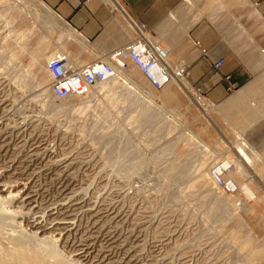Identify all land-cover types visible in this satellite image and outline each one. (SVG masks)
Instances as JSON below:
<instances>
[{
    "label": "rangeland",
    "instance_id": "374dc122",
    "mask_svg": "<svg viewBox=\"0 0 264 264\" xmlns=\"http://www.w3.org/2000/svg\"><path fill=\"white\" fill-rule=\"evenodd\" d=\"M34 15L21 0L0 3V99L7 101L6 111L0 110V129L20 130L29 143L44 140L54 154L74 159V173L86 183V195L122 208L127 222L120 233L127 235V229L141 226L139 258L146 259L144 264H153L156 258H165L164 264H264V253L260 263L249 258L251 249L264 251V158L248 150L247 163L237 151L254 120H226L221 113L232 104L219 108L175 84L158 90L132 67L137 74L126 89L129 94L119 90L122 97L117 95V103H111L98 85L84 101L49 98L51 79L45 83L32 75L30 67L26 69L39 37L56 41ZM46 17L60 22L51 13ZM25 29L30 33L22 44L24 52L13 57L18 47L7 37ZM170 87L178 103L163 104L158 96ZM142 105L150 108L146 117ZM210 154L215 159L206 164L202 158ZM230 154L235 159L223 180L235 186L222 189L210 171L223 166ZM239 166L243 174L238 183L229 173ZM205 173L213 181L211 189L203 186ZM21 230L25 227L2 228L0 241ZM247 239L251 246L241 248L240 242ZM57 250L64 259L70 258L69 249L59 245ZM49 261L58 263L54 258Z\"/></svg>",
    "mask_w": 264,
    "mask_h": 264
},
{
    "label": "bare ground",
    "instance_id": "6f19581e",
    "mask_svg": "<svg viewBox=\"0 0 264 264\" xmlns=\"http://www.w3.org/2000/svg\"><path fill=\"white\" fill-rule=\"evenodd\" d=\"M9 1L0 0V3L7 4ZM22 2L29 8L31 7L36 14L34 16L37 17V21L47 26L51 32V38L56 39V44H54L55 42L48 40L49 38L39 37L37 47L31 52V56L29 55V64L26 65V69L30 67L29 69H31L32 75L36 79L41 78V80L43 79L44 82H47L51 79L47 71L49 61L65 56L63 54H66L67 48L73 44H77L83 49L87 47L70 29L63 27L57 20L46 17L48 14L50 15V11L41 5L40 0H21ZM26 32L30 33L29 30H17L16 32H11L12 34L7 37L11 43L18 47V52L14 53L13 57L23 54L22 44L27 38ZM67 41L73 43L70 45ZM67 56L65 57L69 66L71 65L73 68L82 67L76 65ZM102 61L109 62L108 58ZM128 66L129 68L127 67L123 70L113 65L115 69L114 76L93 85H98L97 89L106 94L107 97H105L110 99L111 103L113 101L116 102V99L119 98L117 96L120 94L119 90L127 92V87L133 82V76L136 77L137 70L135 72L132 69H135V67L130 63ZM93 86L91 85L85 96H73L75 98L71 97L63 101L70 99L84 101L91 94ZM171 87L158 96L163 104L168 105L177 102V93ZM52 95L57 98L50 89L49 98ZM6 104L7 101L5 99H0V110H3V112L6 111ZM141 109H143V115L146 117L150 108L147 105H142ZM1 114L0 116H2ZM47 145L41 139H33V142L29 143V141L24 139V134L20 130L19 133H16L15 130L10 131L8 128L0 129V230L4 227H12L16 231L17 228L22 229L25 227V230L16 233L17 235L10 234V237H8L10 240L0 241V264H144L143 262L146 259L141 260L139 258V252H141L139 250L143 247L141 246L142 241H140L141 235L139 236L143 231L140 232L141 226L139 225L140 228H138L139 226L137 225V229L134 230L127 229L125 232H130L127 235H122L119 229L124 227L127 222L126 217L122 213V208L116 206V204H105L104 198L99 200V198L95 199L93 196L92 198L88 197L89 191L86 192V183L84 184L82 180H78L77 175L74 173L77 169L75 168V160L72 158H61L62 156L60 157V155L51 152L52 150ZM248 150L254 151L245 139L243 145L239 146L237 151L243 161L250 163L251 157L247 154ZM214 157L210 154L209 157L202 158V161H206L207 164ZM257 158L263 159L258 154ZM234 159L235 156L230 154L226 156L225 161L223 160L228 165L225 163L221 167L214 168L215 170L218 168L215 173L219 175V178L224 179L230 162L234 161ZM253 161L255 160L253 159ZM242 170V167L239 166L237 171L228 173L233 180L239 183L243 174ZM262 170L261 172H263ZM210 175L216 182L215 185L222 188L218 185L219 183L211 171ZM212 182L208 178V173H205L203 186H209L211 189ZM226 183L234 185V183ZM51 187L53 190H51ZM86 193L88 194L86 195ZM239 195L238 197L240 198L241 196ZM109 224H113V227H109ZM239 238L234 236L233 240L238 241ZM164 240L162 242L166 244V240ZM250 240L247 239L244 242H240L241 248L251 246ZM59 245L63 249H69L70 258L66 260L58 252L57 247ZM263 253L264 251L251 249L249 258L260 263ZM168 254L171 253L168 252ZM50 258H54L58 263L50 262ZM151 261H153V264H164L165 258L161 260L156 258Z\"/></svg>",
    "mask_w": 264,
    "mask_h": 264
},
{
    "label": "crops",
    "instance_id": "0c3cea01",
    "mask_svg": "<svg viewBox=\"0 0 264 264\" xmlns=\"http://www.w3.org/2000/svg\"><path fill=\"white\" fill-rule=\"evenodd\" d=\"M40 1L85 43L63 54L78 66L105 60L134 40L133 23L144 24L171 61L186 66L191 96L232 104L221 113L226 120H254L244 137L264 158V0Z\"/></svg>",
    "mask_w": 264,
    "mask_h": 264
},
{
    "label": "built area",
    "instance_id": "2783aa9c",
    "mask_svg": "<svg viewBox=\"0 0 264 264\" xmlns=\"http://www.w3.org/2000/svg\"><path fill=\"white\" fill-rule=\"evenodd\" d=\"M133 27L136 31L134 40L108 55L109 62L98 59L82 67L73 68L68 65L65 56L49 61L47 65V71L51 76L49 88L57 99L83 96L91 85L114 76L113 65L124 70L129 63L137 68L156 89L163 90L170 84H175L189 94L191 90L186 86L189 76L186 66L180 62L173 63L170 60L169 51L153 41L151 33L144 24L133 23ZM221 65L222 63L219 62L215 68ZM191 94L193 95L192 92L189 95ZM217 170L213 169L212 175L216 177L219 185L221 187L225 185L231 189V184L216 175Z\"/></svg>",
    "mask_w": 264,
    "mask_h": 264
}]
</instances>
